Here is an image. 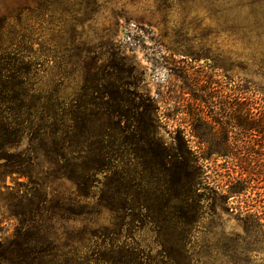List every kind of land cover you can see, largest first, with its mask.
Masks as SVG:
<instances>
[{
  "label": "trees",
  "instance_id": "trees-1",
  "mask_svg": "<svg viewBox=\"0 0 264 264\" xmlns=\"http://www.w3.org/2000/svg\"><path fill=\"white\" fill-rule=\"evenodd\" d=\"M82 4L80 25L89 27L103 4ZM21 23L8 24L0 38V169L26 178L5 187L4 206L16 224L0 242V264H145L135 230L146 225L161 263L191 264L194 228L212 193L224 202L248 188L251 177L228 139L264 134V91L224 75L209 57L192 70L201 58L184 52L179 64H188L172 68L191 100L179 112L190 132L176 129L166 142L158 103L139 86L137 64L110 30L97 41L41 40ZM218 72L223 82L213 80ZM215 125L226 136L212 151ZM190 137L207 150H192ZM213 154L228 158L232 170L211 175ZM219 177L229 193L223 185L211 191ZM48 183L59 186L48 191ZM103 211L109 219L98 226L90 219Z\"/></svg>",
  "mask_w": 264,
  "mask_h": 264
},
{
  "label": "rangeland",
  "instance_id": "rangeland-1",
  "mask_svg": "<svg viewBox=\"0 0 264 264\" xmlns=\"http://www.w3.org/2000/svg\"><path fill=\"white\" fill-rule=\"evenodd\" d=\"M100 1L102 10L86 27L80 25L83 0H0V38L8 30V24L17 28L20 19L23 31L32 26L38 34L35 37L41 40L52 37L97 41L103 32L110 30L112 41L122 43L126 55L137 64L139 86L157 101L160 133L166 142L171 141L176 129H183L186 136L190 132L188 119L179 112H185V104H191V100L180 92L182 79L172 68L188 64H179L184 52L197 53L201 58L198 63H190L192 70L204 65L203 58L209 57L217 66L225 67L224 75L250 81L264 91V5L251 0ZM5 16H10L8 24L3 20ZM62 28L66 31L60 32ZM221 75L218 72L213 80L223 82L225 77ZM168 114L169 119L164 117ZM222 128L215 125L219 135L208 136L212 151L224 144L226 133ZM189 140V147L198 154L207 150L196 139ZM228 142L236 147L235 153L242 157V166L251 180L247 190L229 194L231 197L224 202L212 193L207 214L194 228L189 246L191 264H264V134L243 138L231 134ZM206 165L214 177L232 170L230 160L216 154ZM17 182H26V178L1 174L0 169V242L13 232L16 224L7 213L3 197L5 187L16 188ZM217 183L211 186V191L223 185V193H229L226 177H219ZM61 184L65 189L72 188L69 183ZM47 185L49 191L58 184ZM108 219L103 211L90 220L102 226ZM135 231L136 240L146 249L145 264H163L157 257L159 249L150 226Z\"/></svg>",
  "mask_w": 264,
  "mask_h": 264
}]
</instances>
